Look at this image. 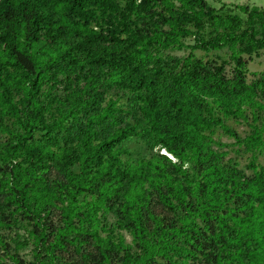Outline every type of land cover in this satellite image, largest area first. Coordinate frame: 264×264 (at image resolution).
Instances as JSON below:
<instances>
[{
    "label": "trees",
    "instance_id": "trees-1",
    "mask_svg": "<svg viewBox=\"0 0 264 264\" xmlns=\"http://www.w3.org/2000/svg\"><path fill=\"white\" fill-rule=\"evenodd\" d=\"M123 2L124 10L120 13L118 0H0V133L6 136L0 141V194L5 190L9 193L0 205V213L4 215L15 206L34 224L32 236L38 238V228L44 226L39 224L41 216L49 217L50 203L43 201L45 198L38 201L31 197L32 193H39L33 190V183L41 186V177L52 167L61 175V185L58 194L54 193L56 196L48 190L64 214L63 229L55 232L47 247L62 246L73 217L84 220L92 229L86 232V238L91 237L98 252L92 256L96 264H111V251L123 246L122 239H117L113 232L105 239L100 238L92 225L99 211L110 209V201L121 198L119 213L123 209L125 217L121 214L120 219L134 226V236L139 235L143 242L145 229L139 202L144 194L136 192L141 183L146 181L150 189H158L157 198L168 209L172 204L159 189L160 179L161 184H172V197L181 203L184 194L192 193L198 198L203 190L192 177L187 176L186 182L182 170L183 163H187L189 169L196 168L193 175L199 176L198 158L181 151L175 143L170 146L169 141L177 139L176 133H167L159 126L165 113L158 105L160 96H156L153 87L162 83L163 74L160 66L146 70L145 57L167 34L158 29L159 23L168 25L172 35L182 36L187 25L201 30L202 18L209 17L210 9L205 12V0ZM151 4L154 11L162 8L158 13L160 20L154 22L151 18L144 24L143 17ZM195 75L192 69L175 74L169 90L178 91L179 85ZM101 82L108 86L102 87ZM108 89L126 91L132 96L139 105V120L144 121L146 135L154 146L160 145L172 155L175 163L164 155L134 163L119 157L122 150L118 146L142 132L136 122L126 121L127 113L116 109L111 99L105 102ZM171 104L179 112L170 119L195 135L214 126L230 133L210 117L196 116L192 123L184 124L181 113L186 108L175 100ZM6 119L12 120L14 130L5 124ZM162 160L171 163L169 169ZM176 176L184 182L174 183L172 179ZM262 185L261 192L242 185L237 188L236 196L263 201H252L249 213L242 218L230 216L233 230L238 231V249L255 259L264 258V180ZM130 191L132 194L127 197ZM44 192L45 189L40 198ZM92 192L93 199L84 201L86 207L81 210L78 197ZM216 204L208 202L205 207L211 209ZM37 208L41 212H35ZM206 216L212 217L209 212ZM206 216L200 218L207 219ZM213 219L219 226L222 216L215 214ZM4 225L9 226L0 218V226ZM40 237L44 241L45 235ZM260 242L261 254L258 245H254Z\"/></svg>",
    "mask_w": 264,
    "mask_h": 264
},
{
    "label": "rangeland",
    "instance_id": "rangeland-1",
    "mask_svg": "<svg viewBox=\"0 0 264 264\" xmlns=\"http://www.w3.org/2000/svg\"><path fill=\"white\" fill-rule=\"evenodd\" d=\"M118 2L120 13H123L124 2ZM205 5V12L210 9L209 17L202 18L203 27L199 31L187 25L184 35H172L168 25L159 23L158 29L167 34L145 57L148 64L146 70L160 66L163 74L162 83L153 87L156 96H160L158 105L165 113L159 126L167 133H176L177 139L169 141L170 146L175 143L181 151L198 158L199 176L193 175L196 168L189 169L187 163H183L182 170L186 173V182L187 176L200 182L202 193L198 198L192 193L184 194L181 203L172 197V184H161L160 179L161 186L158 188L172 204L168 209L157 198L158 189L153 191L146 181L141 183L136 192L144 194V198L138 201L142 204L143 242L139 235L134 236V226L121 221L123 209L119 213L118 207L121 198H117L116 202L110 201V209L99 211L92 225L100 238L105 239L109 232H113L117 239L123 241L122 249L111 251V264H264V258L255 259L238 249V231L233 230L230 220V216L242 218L248 214L252 201H263L262 198L256 200L257 197H238L235 194L241 185L261 192L264 180V0H205ZM153 8L152 4L147 8L142 20L144 24L151 18L159 22L158 13L162 8L159 7L156 14H153L156 12ZM187 69L195 71V77L179 85L178 91L169 90L175 74ZM101 85L105 87L107 84L101 82ZM108 99L112 100L116 109L127 113L126 121L136 122L142 132L118 146L122 150L120 158L134 163L164 155L171 163L176 162L160 145L154 146L151 137L146 135L148 131H145L144 121L139 120V105L130 94L108 89L105 90V102ZM174 100L186 108L181 113L184 124L192 123L196 116L210 117L219 121L230 133L221 126H214L201 129L195 135L192 130L170 119L179 112V108L171 104ZM5 124L15 129L12 120L6 119ZM5 137L0 133L1 142ZM162 161L169 169L171 163ZM182 177L176 176L172 180L174 183L181 180L182 184ZM41 178V186L33 183V190L39 193H32L31 197L49 201V217L41 216L39 224L44 226L38 228V238H33L34 224L15 206L5 211L4 215L0 213L4 223L9 224L0 226V264H15L18 261L31 264H96L92 256L98 252L91 237L86 238V232L92 229L84 220L73 217L62 246L47 247L55 232L63 229L64 213L54 197L60 190L62 177L50 167ZM207 193H212L211 197H205ZM8 194L7 190L0 194V205L5 203ZM91 194L94 192L78 197L81 210H85L84 201L93 199ZM131 194L132 191L126 195ZM217 196L218 199H215ZM214 201L217 204L211 209L205 207L208 202ZM204 209L207 211L203 212ZM12 210L16 212L9 216ZM38 211L41 212L37 208L35 212ZM207 212L212 217H207ZM215 214L222 216L219 226L213 219ZM201 215L207 219L200 218ZM43 234L44 241H41ZM76 237L78 241L72 240ZM261 244L254 243L258 245L260 254L263 253Z\"/></svg>",
    "mask_w": 264,
    "mask_h": 264
}]
</instances>
